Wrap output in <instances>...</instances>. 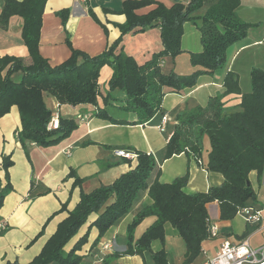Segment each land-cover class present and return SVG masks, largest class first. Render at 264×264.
<instances>
[{"label":"trees","instance_id":"obj_1","mask_svg":"<svg viewBox=\"0 0 264 264\" xmlns=\"http://www.w3.org/2000/svg\"><path fill=\"white\" fill-rule=\"evenodd\" d=\"M45 2L2 0L1 4V29L8 28L12 16L22 18L21 39L29 59L26 63L19 56H0V117L8 113L12 106L17 107L20 127L16 136L21 145L26 141L40 147L55 145L69 137L78 126L77 118L59 116L57 128L48 129L52 112L44 101V93L55 98L60 105H93V116L113 124L160 122L164 115V95L193 88L199 76H212L223 68L228 48L244 39L249 28L256 26L238 17L236 9L240 0L175 1L169 6L158 0H123L118 12L125 16V21L116 24L120 32L117 39L101 53L91 56L72 47L67 37L68 58L51 66L40 54L38 42ZM144 7L151 9L138 13ZM202 7H205L204 12L197 14ZM69 13L67 8L57 12L63 25ZM88 13L98 22L90 7ZM187 21H192L198 29L201 49L189 53L191 71L179 73L173 64L182 52L183 24ZM99 24L106 31L105 26ZM156 26L160 29L161 49L144 62H136L121 47L123 36ZM163 62L170 64L167 70ZM105 65L111 69V75L107 91L103 94L99 76ZM15 74H19L17 79ZM222 87V92L209 98L204 107L196 106L176 116L177 124L159 160L150 153L135 152V164L111 183L88 193L80 191L76 205L57 224L39 253L25 264H79L82 256L76 252L87 242L89 230L92 227L97 230V242L109 227L131 211L134 214L127 225L124 255H139L144 260L148 257L152 264H174L163 248L157 251L151 249L154 240L164 244V226L169 223L184 243L180 264H191L202 253V242L211 238L208 204H218L220 220L233 219L245 208L261 210L264 206L258 201L248 175L255 171L259 177L264 169V68H251L248 92L242 93L238 74L232 70L225 71L222 76ZM115 89L124 96L119 109L133 114L134 120L116 119L104 108L111 91ZM226 95L239 96L236 110L225 108L223 98ZM100 97L104 101L102 106L98 105ZM203 136L208 139L209 151L202 165L205 170L220 174L222 182L207 191L186 193L187 172L171 182L159 181V163L164 159L186 151L199 159ZM12 165L9 155L2 156L5 184L0 188V208L11 190L7 170ZM69 175L75 177L74 185L81 183L82 179L73 171ZM33 183H30V192ZM144 195H148L151 203L134 209ZM64 209L66 205L62 204L58 212ZM91 215L95 217L90 221ZM148 216L155 217V220L135 239V228ZM84 224H88L87 230L66 250L65 246ZM257 225L250 224V227L255 229ZM250 231L251 228L246 229L242 236ZM7 264L19 263L13 261Z\"/></svg>","mask_w":264,"mask_h":264},{"label":"crops","instance_id":"obj_2","mask_svg":"<svg viewBox=\"0 0 264 264\" xmlns=\"http://www.w3.org/2000/svg\"><path fill=\"white\" fill-rule=\"evenodd\" d=\"M122 1L46 0L43 13H41L42 25L38 41L40 54L51 66L63 62L70 54L65 41L67 37L72 47L88 55L101 53L120 34L116 24L125 21V16L118 12ZM158 1L166 6L175 1L188 2V0ZM1 4L2 0H0V10ZM249 6L252 8L251 4ZM88 7L91 8L98 22L105 26L106 31L89 15ZM241 7L242 0L236 9L238 16ZM66 8L70 10V13L63 25L57 12ZM148 9L150 10L151 7L141 8L138 13H146ZM204 10L205 7H202L197 14L201 15ZM21 26L22 18L14 15L9 20L8 28H0V56L5 54L19 56L27 63L29 59L27 49L21 39ZM159 31V27L156 26L144 32L126 34L121 40V47L136 62L142 63L152 53L161 49ZM252 31L253 29L249 28L244 39L228 48L227 58L229 51L235 46L234 50H231V58L226 68L221 67L212 76H199L193 88L185 89L180 93L167 92L164 95L162 101L164 115L162 117L165 116L167 122L163 130L158 128L162 124V117L158 123L113 124L106 119L93 116L92 111L95 108L93 105H60L47 93L43 94V98L52 114L57 112L60 117L78 119L77 128L70 133L69 137L57 144L40 147L33 142L26 141L24 145H21L16 136V131L20 127L16 106H12L8 113L0 117V188L5 184L2 156L9 155L13 161V165L7 170L11 190L4 197L0 208V264L13 261L25 264L32 260L39 253L46 239L54 233L57 224L76 205L80 191L88 193L101 185L109 184L135 164L136 158L130 160L117 156L116 150L142 151L152 154L159 160L177 124L176 116L196 106L204 107L209 98L220 94L223 90L222 76L225 71H235L239 76L240 71L236 67V61L240 53L261 41L258 37L250 39ZM181 49L182 52L175 58L173 67L177 72L184 73L177 69V65L181 57L184 60L186 57L189 66L184 70L188 73L192 69L188 62L189 53L201 49L200 34L192 21L183 24ZM185 53L186 56L182 55ZM169 66V63L163 62L166 70ZM110 75L111 69L106 65L102 67L99 86L103 94L107 91ZM18 77L19 74L14 75L15 79ZM240 88L242 93L250 90L243 89L241 86ZM116 91L118 95H110L104 105L103 98L100 97L98 105H103L116 119L134 120L133 114L119 109L124 96L119 90ZM223 101L227 110H236L239 96L226 95ZM208 151L209 142L207 137L203 136L202 150L198 157L203 164L207 160ZM197 162L196 157L189 151L174 154L159 163L158 179L161 182H171L187 172L188 180L184 187L186 193L207 191L210 187L222 182L220 174L205 170L203 165ZM70 171L82 179L79 185L73 184L75 177L69 175ZM248 179L256 192L258 201L264 206V169L259 177L255 171H251ZM31 181L34 185L30 192ZM150 203L151 199L148 195H144L134 209ZM62 204L66 205V209L58 212ZM207 211L210 223L217 226L218 232L216 236L202 242V253L191 264H198L203 257L213 256L223 240L238 241L248 228H251L247 235L249 242L256 231L264 229V207L261 209V219L255 229H252L240 214L230 220H220L216 202L208 204ZM133 214L134 211L128 212L119 222L109 227L97 242H95L97 230L92 227L89 230L87 242L76 252L82 256L79 264H152L148 257L144 260L139 255L123 254L126 249L127 225L131 222ZM94 217L95 215H91L89 220H93ZM154 220L153 216L144 218L135 228L134 238L137 239ZM168 225L170 226L166 223L164 226V244L154 240L151 243L152 251L163 248L171 254L170 243L178 235L172 226L168 233ZM87 227L88 224H84L79 229L80 234L74 238L75 240L67 249L87 230ZM106 244L108 246L103 248ZM250 244L257 248L263 246L264 241H258L255 244L250 242Z\"/></svg>","mask_w":264,"mask_h":264},{"label":"rangeland","instance_id":"obj_3","mask_svg":"<svg viewBox=\"0 0 264 264\" xmlns=\"http://www.w3.org/2000/svg\"><path fill=\"white\" fill-rule=\"evenodd\" d=\"M249 4H251L252 8L249 6ZM239 16L238 17L245 22L256 24V26L251 27L253 31L251 33L250 39H253L254 37H258L261 39V41L258 42L259 44L257 43L256 45L250 46L249 48L243 50L236 61V67H238L240 71L238 76L239 84L243 89L249 90L251 68H264V0H242V7L239 10ZM233 48L231 50H234ZM231 50L228 53V58H226V63L223 68H226L227 63L231 58ZM182 55L186 56V53ZM187 66L189 65L187 63L186 57L185 60L183 59V57H181L177 65V69L185 73L187 70L184 69H186ZM116 90L118 89L111 91L110 95L117 96L118 93ZM169 228L171 227L168 225V233ZM78 234H80V232H78L73 237V239L68 242V244L65 246V249H67L72 241L75 240L74 238H76ZM258 241H264V229L256 231L251 236L250 242L252 244H255ZM169 249L172 254H169L172 261L174 260L175 264H180L183 258L184 251V243L181 237L177 236L175 239H172Z\"/></svg>","mask_w":264,"mask_h":264},{"label":"built area","instance_id":"obj_4","mask_svg":"<svg viewBox=\"0 0 264 264\" xmlns=\"http://www.w3.org/2000/svg\"><path fill=\"white\" fill-rule=\"evenodd\" d=\"M166 117H162V124L158 126L160 130L164 129V124ZM59 124L58 113L52 114L50 120L47 124L48 129L57 128ZM117 156L126 159H135L136 153L125 149H118L115 151ZM194 156V155H193ZM195 157V156H194ZM197 163L202 164V162L197 159ZM241 217L244 218L246 223L254 224L259 223L261 219V210L243 209L239 213ZM218 228L216 225L211 224L210 235L214 237L217 235ZM108 245H104L106 248ZM198 264H264V245L261 247H252L248 236H242L236 242H230L228 240H223L218 246L217 251L211 257H203Z\"/></svg>","mask_w":264,"mask_h":264}]
</instances>
